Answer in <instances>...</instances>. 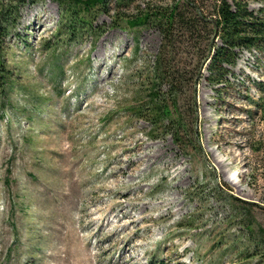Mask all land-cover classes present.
<instances>
[{"label":"rangeland","instance_id":"rangeland-1","mask_svg":"<svg viewBox=\"0 0 264 264\" xmlns=\"http://www.w3.org/2000/svg\"><path fill=\"white\" fill-rule=\"evenodd\" d=\"M236 1L264 22V0ZM177 2L71 23L56 0H0V264H264V45L221 83L215 31L203 60L181 46L173 139L148 116L161 34L124 20Z\"/></svg>","mask_w":264,"mask_h":264},{"label":"trees","instance_id":"trees-1","mask_svg":"<svg viewBox=\"0 0 264 264\" xmlns=\"http://www.w3.org/2000/svg\"><path fill=\"white\" fill-rule=\"evenodd\" d=\"M110 1L129 4L134 0ZM56 2L63 13L70 17L71 23H81L84 14L91 7L105 5V0H56ZM231 2L230 4L226 0H214L211 12H206L202 3L196 0H178L169 8H150L131 20H124L129 26L149 23L161 34L147 91L151 103L148 116L154 125L158 126L161 123L162 114L167 116L170 113L169 106L173 107L172 118L177 121L174 117L178 115L175 108L176 99L182 87L192 79V73L186 77L187 74L182 70L181 46L195 49L197 57L205 59L208 44L206 43V49L203 51L199 48L208 37L200 36V31L216 32L218 44L210 45L212 51L208 55L207 63L210 78L215 82L225 81L226 67L235 62L234 49H250L259 44L264 45V22L252 15L241 2L236 0ZM0 15L2 23L9 24V12L0 9ZM262 90L264 92V86ZM167 120L160 126L172 128L168 133L173 139L177 138V131L173 129L177 122Z\"/></svg>","mask_w":264,"mask_h":264}]
</instances>
